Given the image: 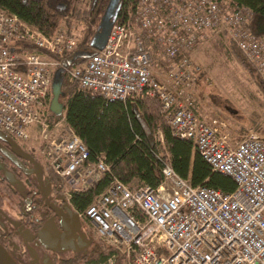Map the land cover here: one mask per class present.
Here are the masks:
<instances>
[{
  "label": "built area",
  "instance_id": "1",
  "mask_svg": "<svg viewBox=\"0 0 264 264\" xmlns=\"http://www.w3.org/2000/svg\"><path fill=\"white\" fill-rule=\"evenodd\" d=\"M251 15L233 0H137L132 14L112 24L104 46L69 70L81 88L107 98L154 97L172 134L234 179L225 192L192 184L169 161L156 185L114 175L104 155L91 156L65 117L50 110L54 72L89 17L74 20L79 28L61 20L45 33L0 7V130L24 143L39 139L42 157L67 182L70 204L73 191L107 177L84 210L71 205L92 225L93 239L115 248L108 260L120 254L125 264H264V136L239 135L224 117L200 116L201 66L190 56L223 34L264 87V34L251 31Z\"/></svg>",
  "mask_w": 264,
  "mask_h": 264
},
{
  "label": "trees",
  "instance_id": "2",
  "mask_svg": "<svg viewBox=\"0 0 264 264\" xmlns=\"http://www.w3.org/2000/svg\"><path fill=\"white\" fill-rule=\"evenodd\" d=\"M80 1L0 0V7L17 13L45 33L52 32L61 20L69 25L76 18L89 17L85 22L81 40L61 58L62 82L59 101L63 108L59 114L51 110L52 114L55 117L63 115L86 143L91 156L102 153L110 163L114 175L124 182L138 179L156 185L162 180V166L169 161L172 167L180 175L188 177L192 184L204 183L225 192L232 190L235 182L229 174L213 170L193 148L189 139L172 134L154 97H134L124 103L79 86L78 79L71 76L69 70L75 63L83 61L96 51L89 43L97 29H93L90 23H96L98 28L109 0H90L88 11L78 5ZM233 1L248 5L252 9L249 24L251 31L256 35L264 34V0ZM136 4L137 0H118L114 22H120L128 14H132ZM222 37L223 34H218L214 43L225 49ZM228 43L236 56L245 61L240 49L229 39ZM158 129L162 134V141L157 138ZM50 175L59 180L53 172ZM0 181L6 183L5 180ZM106 182L105 176L93 187L73 191L70 197L73 207L84 210L93 195L102 190ZM14 193L16 191L12 192L8 187L9 196ZM114 251L112 245L96 240L87 255H74L62 264L103 263ZM120 260L121 256H117L114 264H119Z\"/></svg>",
  "mask_w": 264,
  "mask_h": 264
},
{
  "label": "flooded vegetation",
  "instance_id": "3",
  "mask_svg": "<svg viewBox=\"0 0 264 264\" xmlns=\"http://www.w3.org/2000/svg\"><path fill=\"white\" fill-rule=\"evenodd\" d=\"M25 144L0 130V180L6 181H0V264H62L74 255H87L96 240L83 228L81 219L76 237L89 242L78 251L53 250L40 239L38 231L48 219L54 221L57 232L63 231L58 213L64 211L63 204L68 201L62 190V178L58 176L57 180L51 176L53 171L44 158ZM27 153L41 163V179L32 171L34 165ZM6 170L17 178L14 184L5 178ZM8 187L16 191L13 196H9ZM57 232L45 233L43 237L47 242L62 245L66 241Z\"/></svg>",
  "mask_w": 264,
  "mask_h": 264
},
{
  "label": "rangeland",
  "instance_id": "4",
  "mask_svg": "<svg viewBox=\"0 0 264 264\" xmlns=\"http://www.w3.org/2000/svg\"><path fill=\"white\" fill-rule=\"evenodd\" d=\"M87 4H91L90 0H81L78 3L83 9ZM71 23L74 28L81 27L80 22L73 20ZM90 25L93 29L97 27L96 23ZM215 37L190 54L191 58L201 66L195 92L202 111L205 112L204 116L218 115L226 118L229 127L239 135L254 131L264 136V87L261 86L260 76L244 55L251 65L236 56L226 36L222 37L225 49L214 43ZM156 135L159 139V133ZM25 145L37 156H42L39 139ZM62 183L66 188L67 182L62 180ZM83 228L88 232H92L93 229L89 222H84ZM117 256L114 259L110 258L112 261L110 263L108 260L110 255L105 264H114ZM119 264H125L122 258Z\"/></svg>",
  "mask_w": 264,
  "mask_h": 264
},
{
  "label": "water",
  "instance_id": "5",
  "mask_svg": "<svg viewBox=\"0 0 264 264\" xmlns=\"http://www.w3.org/2000/svg\"><path fill=\"white\" fill-rule=\"evenodd\" d=\"M117 4H118V0L108 1L105 10L100 18L99 26L89 43L90 46L93 47L94 49H101L104 46L109 31L111 29V26L114 23V16L116 15ZM61 82H62L61 69L59 67L55 70L52 78V97L50 100V110H52L56 114H59L63 108L62 103L59 101ZM13 144L16 143L13 142ZM16 148H17V144H16ZM26 156L32 161L34 165V169H32V171H35L38 175V178L41 179L42 176L41 163L29 153H27ZM5 178L12 184H14L17 181L15 175L8 170H6L5 172ZM63 207H64L63 208L64 211L58 213L59 224L62 227L63 231L60 233L57 232V227L54 221L52 219H48L43 223L42 227L39 229L38 235L47 248H51L53 250H59L60 248H62L64 250L69 249V250L78 251L83 246L88 244L89 239H86V241L82 242L80 239L76 237V231L80 227V217L77 211L72 207V205L69 202H65L63 204ZM52 231L59 233L58 236L63 240H65L66 242L62 245H57L55 241L48 240L47 242L44 239L43 235L45 233H50Z\"/></svg>",
  "mask_w": 264,
  "mask_h": 264
},
{
  "label": "crops",
  "instance_id": "6",
  "mask_svg": "<svg viewBox=\"0 0 264 264\" xmlns=\"http://www.w3.org/2000/svg\"><path fill=\"white\" fill-rule=\"evenodd\" d=\"M197 109L200 111V113H199L200 116H202V117H206V116H204V115H205V114H204L205 112L202 111V108H201V105H200V104L197 106Z\"/></svg>",
  "mask_w": 264,
  "mask_h": 264
},
{
  "label": "bare ground",
  "instance_id": "7",
  "mask_svg": "<svg viewBox=\"0 0 264 264\" xmlns=\"http://www.w3.org/2000/svg\"><path fill=\"white\" fill-rule=\"evenodd\" d=\"M97 50V49H96Z\"/></svg>",
  "mask_w": 264,
  "mask_h": 264
}]
</instances>
